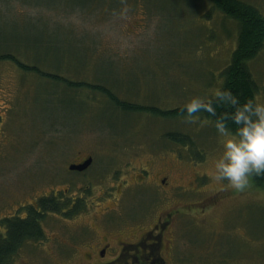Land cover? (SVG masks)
<instances>
[{
  "label": "rangeland",
  "instance_id": "374dc122",
  "mask_svg": "<svg viewBox=\"0 0 264 264\" xmlns=\"http://www.w3.org/2000/svg\"><path fill=\"white\" fill-rule=\"evenodd\" d=\"M242 1L264 19V0ZM262 28L247 61L260 102L264 22ZM237 35L238 21L210 0H0V233L43 195L66 206L75 200L65 212L46 209L41 235L6 264H50L69 255L63 240L86 223L124 227L118 192L135 190L143 194L139 215H148V206L163 214L167 204L177 227L190 224L188 233L176 231L174 245L186 264L215 263L235 250L239 258H259L264 186L251 178L237 191L214 179L222 137L213 120L123 111L99 89L146 107H182L222 85ZM52 71L87 85L65 86L47 75ZM89 156L85 170L69 168ZM150 195L154 201L143 204ZM73 254L74 264H84Z\"/></svg>",
  "mask_w": 264,
  "mask_h": 264
},
{
  "label": "flooded vegetation",
  "instance_id": "af4514ba",
  "mask_svg": "<svg viewBox=\"0 0 264 264\" xmlns=\"http://www.w3.org/2000/svg\"><path fill=\"white\" fill-rule=\"evenodd\" d=\"M166 178H168V176L164 175V177H161L160 181L165 183ZM135 182L139 183V181ZM120 194H122V191L118 192V199L120 198L123 203L122 215L123 218L126 219L122 224L124 227H120V223L117 225H101V227H92L86 223L85 225L87 227L81 228V230L75 227L72 231L67 233L70 236L67 235L62 243V245L67 246L66 253H69V255H62L57 257L56 260H49L47 262L50 264H74L76 260L73 259V255L76 253H73L77 251L84 264H186L181 256L178 257L174 254L175 235L177 233L176 231L179 232L180 229L183 230V233H188L190 224L187 225V229L183 228L182 225L177 227V222H173V218H171L172 214L176 211L169 212L167 204L164 206L163 214L158 213L155 215V210L150 212L151 206H148L147 211L149 214L146 215L145 213L139 215L137 212V197L138 195H143L141 191L135 190L123 197L120 196ZM114 197L116 196H113V198ZM184 198L187 204L188 200L186 195ZM59 200L60 199H58V201ZM152 201L154 200H152V196L150 195L143 204ZM74 203L75 200H70L68 206L63 204L62 208L60 207L59 210L65 208V206L66 208L58 211V213L72 209L73 206H71V204L73 205ZM109 203L112 205L114 201ZM33 205L34 204L27 206L24 209L25 213H16L14 217L21 219L27 218L30 212H32L30 209ZM34 207L41 211V207L37 205V202H35ZM80 207L81 206L74 208L72 212H77ZM42 214H44V212H42ZM37 226L40 231L39 233H41L42 230L40 226L38 224ZM226 230L231 233L230 228ZM74 235L76 237H73ZM179 236L180 235H177V237ZM36 239L38 238H30L25 242L27 244V242L30 243ZM26 244L21 246L16 252L25 247ZM218 245L222 244L218 242ZM25 249H27V247H25ZM62 249L63 248H59V250ZM235 252L229 253L226 257L219 258L218 262L211 264H264V248H262L261 255L258 256L259 258H255L256 260H253V255L250 253L248 254L251 257L245 255L239 258L241 254L236 255ZM12 255L13 254L9 257H12ZM224 258H227V260ZM224 260H226L225 263L219 262Z\"/></svg>",
  "mask_w": 264,
  "mask_h": 264
},
{
  "label": "trees",
  "instance_id": "16d2710c",
  "mask_svg": "<svg viewBox=\"0 0 264 264\" xmlns=\"http://www.w3.org/2000/svg\"><path fill=\"white\" fill-rule=\"evenodd\" d=\"M210 1L215 7L220 8L224 13L238 21L237 45L233 51V60L223 72L225 77L222 86L231 88L233 92L240 97L241 101H244L249 97L255 98V94L258 90V83L251 74L247 61L251 58L255 49L260 44L263 29L262 23L264 22V19L260 17V13L257 12L252 5L247 4L242 0ZM20 65L25 68L28 67L23 64ZM47 75H52L53 80L62 81V83L64 82L67 86L87 85L86 82H74L55 71H52ZM64 83L63 85H65ZM99 89L102 90L106 96L110 95L115 100L114 103L123 111H139L147 108L151 109L150 111L153 113L163 116H184L182 107L168 110H162L159 107L153 106L146 107V104L118 98L115 94H111L112 92L105 86H99ZM232 110L234 109L231 106H217V114H223L225 111ZM201 113L210 117L214 121L215 117L212 116V114L206 112ZM229 124L231 127H236L235 125H232L231 121H229ZM252 178L256 183L264 186V176H255ZM63 204L65 205V202L58 201L54 194L43 195V197L39 198L37 203V205L41 207V211H37L34 204L30 209L32 212H30L27 218L21 219L14 217L7 219L3 231L0 233V264H6L9 256L14 254L21 246L25 245L26 240L40 236L41 233H39L40 231L37 226L38 220H42L45 217L44 215L45 213H48L47 210H49V207L59 209V207L62 208ZM42 212H44V214H42Z\"/></svg>",
  "mask_w": 264,
  "mask_h": 264
},
{
  "label": "clouds",
  "instance_id": "9594fccd",
  "mask_svg": "<svg viewBox=\"0 0 264 264\" xmlns=\"http://www.w3.org/2000/svg\"><path fill=\"white\" fill-rule=\"evenodd\" d=\"M218 105L234 110L217 114ZM182 111L184 119L193 123L199 121L201 112L215 117L213 126L222 137L221 151L211 169L215 180H226L237 191H243L252 177L264 176V102L253 97L241 101L231 88L221 85L210 95L191 96ZM229 121L236 127H231Z\"/></svg>",
  "mask_w": 264,
  "mask_h": 264
},
{
  "label": "water",
  "instance_id": "95a60500",
  "mask_svg": "<svg viewBox=\"0 0 264 264\" xmlns=\"http://www.w3.org/2000/svg\"><path fill=\"white\" fill-rule=\"evenodd\" d=\"M92 157H88L85 160L79 162V163H71L69 165L70 169H75V170H83L85 169L90 163H91Z\"/></svg>",
  "mask_w": 264,
  "mask_h": 264
}]
</instances>
